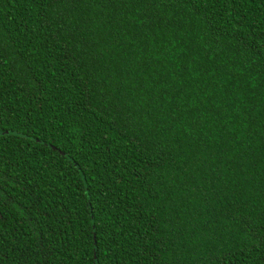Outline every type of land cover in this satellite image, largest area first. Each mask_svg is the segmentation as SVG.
<instances>
[{
    "label": "trees",
    "instance_id": "trees-1",
    "mask_svg": "<svg viewBox=\"0 0 264 264\" xmlns=\"http://www.w3.org/2000/svg\"><path fill=\"white\" fill-rule=\"evenodd\" d=\"M0 264H264V0H0Z\"/></svg>",
    "mask_w": 264,
    "mask_h": 264
}]
</instances>
